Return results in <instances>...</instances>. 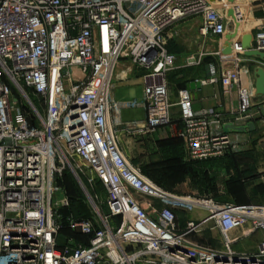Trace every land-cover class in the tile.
<instances>
[{
    "label": "built area",
    "instance_id": "obj_1",
    "mask_svg": "<svg viewBox=\"0 0 264 264\" xmlns=\"http://www.w3.org/2000/svg\"><path fill=\"white\" fill-rule=\"evenodd\" d=\"M229 10L241 27L236 4L223 12L209 0H0V264H264V240L254 253L233 249L264 232V205L219 204L161 187L126 157L113 124L121 110L113 99L116 72L128 61L143 71L146 120L124 131L138 137L170 125L167 78L177 58L167 34L200 18L204 36L225 37L228 22L236 26ZM242 38L231 41L230 55L220 53L223 70L211 80L225 94L237 89V127L254 118L253 90L241 77ZM252 44L264 52V29ZM177 106L178 137L191 161L246 151L223 131L224 115L194 110L188 90ZM84 167L94 176L89 182L103 186L108 212L89 195L93 218L67 219L89 245L60 248L62 210L71 203L65 193L56 199L58 180L69 170L84 187ZM192 209L208 216L181 231L176 212ZM209 223L222 234V249L189 239Z\"/></svg>",
    "mask_w": 264,
    "mask_h": 264
},
{
    "label": "crops",
    "instance_id": "obj_2",
    "mask_svg": "<svg viewBox=\"0 0 264 264\" xmlns=\"http://www.w3.org/2000/svg\"><path fill=\"white\" fill-rule=\"evenodd\" d=\"M236 3L244 15V21L239 28V36L237 35L233 40L248 34L255 36L264 29V0H237ZM213 5L216 6V4ZM202 27L200 18H190L176 24L167 34L168 51L181 61L167 78L169 100L172 104V123L159 128L153 134L133 137L124 131L126 126L143 124L146 120V111L143 105V71L128 61L120 64L113 88V99L121 109L120 113L113 117V124L118 130L119 146L128 159L133 150L143 151L144 147L147 150L152 149L156 155L159 150L170 147L174 143L184 149L183 143L177 140L182 130L181 114L177 103L180 92L188 90L194 110L198 113L224 115L223 131L240 140L246 151L197 162L196 167L202 170V180H198L200 183L198 182L189 192H171L210 199L219 204L264 205V95L257 96L255 88V71L258 67L264 68V61L243 56L241 77L243 85L253 90L251 102L254 118L249 124L252 123L254 129H247L242 133L226 130L225 127L229 125L237 127L233 124L232 116L240 108L239 94L237 89L225 94L222 84L219 81L211 83V80L219 79L221 76L223 65L220 63L219 55L225 49L227 36L235 32L236 26L232 21L228 22V34L225 37L211 34L204 36ZM152 138H154L153 141ZM97 184L98 191L102 190L105 193L102 209L106 213L108 212L106 192L100 183L97 182ZM97 198L101 202L99 196ZM153 203L159 209L163 207L160 202ZM176 214L181 231L185 230L189 222H200L208 216V212L201 209L177 210ZM240 235L241 230L231 233L232 238ZM189 239L214 249L223 248V236L212 223L207 224L199 233L190 235ZM263 240L264 232L259 231L254 236L235 244L233 249L236 252L254 253ZM69 242L73 245L82 244L70 238L64 247Z\"/></svg>",
    "mask_w": 264,
    "mask_h": 264
},
{
    "label": "rangeland",
    "instance_id": "obj_3",
    "mask_svg": "<svg viewBox=\"0 0 264 264\" xmlns=\"http://www.w3.org/2000/svg\"><path fill=\"white\" fill-rule=\"evenodd\" d=\"M210 1L213 4H216V6L223 12L237 4V0ZM180 61L181 60H177V66ZM153 139L154 138H152V141ZM129 160L134 166L140 167L151 180L159 183L164 188L171 191L189 192L198 184V180H202V170L196 167L198 163L191 161L186 156L185 150L177 143L159 150L157 155L153 153L152 149L147 150L145 147L143 151L133 150ZM84 171L86 174H81L80 177L85 188L81 186L78 179L69 170H65L64 175L69 176V179L73 182V185L79 195L78 202L81 207L78 208L80 210L85 209L91 218H93L95 207L91 203L89 195L95 199L97 205L102 209V206L104 205L103 200L105 199V193L102 190L100 192L98 191L97 187L99 188V185L97 182H89V180L94 178V176L90 171L88 172L86 167H84ZM63 193L67 195L64 187H62L61 194H58L56 199H62ZM97 196H99L101 202L97 199Z\"/></svg>",
    "mask_w": 264,
    "mask_h": 264
},
{
    "label": "trees",
    "instance_id": "obj_4",
    "mask_svg": "<svg viewBox=\"0 0 264 264\" xmlns=\"http://www.w3.org/2000/svg\"><path fill=\"white\" fill-rule=\"evenodd\" d=\"M177 140L179 142L183 143L179 137L177 138ZM173 141H175V140H173ZM142 172L147 178H149L143 170H142ZM153 182H155V181H153ZM155 183L160 185L157 182H155ZM58 185L65 188V190L67 192V196L70 199V203H71L70 208L62 210V216H63L62 226H63V228H62L61 232L59 233V237H58L59 247L60 248L64 247V245L67 244V241L70 238L76 240L78 243H82L84 245H89L90 237L83 235L82 233L75 232V231L71 230L68 226L67 219L69 217H72L78 221H87V220L92 219L91 216L89 215V213L87 211H85V209H81V210L79 209L81 207L80 203L78 202L79 201V195L76 191V188L73 185V182L69 179V176L64 175L63 179H59ZM160 186L163 187L162 185H160Z\"/></svg>",
    "mask_w": 264,
    "mask_h": 264
},
{
    "label": "water",
    "instance_id": "obj_5",
    "mask_svg": "<svg viewBox=\"0 0 264 264\" xmlns=\"http://www.w3.org/2000/svg\"><path fill=\"white\" fill-rule=\"evenodd\" d=\"M234 1V0H232ZM229 16L233 18V20L235 21V11L234 10H230L229 11ZM236 23V30L232 35L227 36L226 40V47L223 50V55H230L232 53V48H231V41L233 39H235L238 35V31L240 28V24ZM253 35L252 34H248L243 36L242 38V47L245 50V56L247 57H255V58H259L260 60L264 61V52L256 50L253 48ZM255 80H256V84H255V88H256V95L257 96H263L264 95V68L263 67H258L255 71ZM226 130H231V131H235V132H245L247 129L249 130H253L254 129V125L248 124L247 127H234V126H226L225 127Z\"/></svg>",
    "mask_w": 264,
    "mask_h": 264
}]
</instances>
